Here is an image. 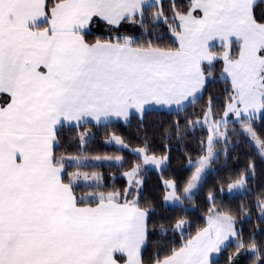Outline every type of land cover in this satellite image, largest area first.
<instances>
[{
    "label": "snow or ice",
    "instance_id": "1",
    "mask_svg": "<svg viewBox=\"0 0 264 264\" xmlns=\"http://www.w3.org/2000/svg\"><path fill=\"white\" fill-rule=\"evenodd\" d=\"M253 8L254 0H188L180 9L171 0L166 16L161 0H0V97H6L0 100V264H145L153 209L140 207L141 173L143 166L165 168L168 157L148 154L147 145L133 149L142 163L123 173L128 187L122 192L77 194L82 181L100 187L98 173L79 170L90 159H115L123 166V158L57 155L59 134L92 120L127 121L133 110L143 113L152 103L183 109L206 88L212 76L205 73L206 64L222 61L230 91L219 119L210 96L203 120L189 121L192 127L207 126L206 151L189 159L195 170L182 191L175 180L163 181L164 203L183 206L192 199L217 155L215 145L228 143L233 118L264 156V139L253 127L264 119V18ZM148 9L156 11L146 16ZM146 20L153 28L167 25L175 47L118 32L127 22L146 35ZM98 23L109 35L90 39ZM86 137L87 130L79 133L81 150ZM106 143L128 147L118 135ZM248 169L254 175V164ZM246 183L241 172L227 191L242 190ZM208 199L214 202L211 192ZM258 204L264 210V200ZM236 223L213 204L205 226L184 239L188 222L177 218L172 230L181 243L163 255V248L157 249L149 264H215L213 256L233 240L237 252L245 248ZM160 230L168 231L163 224ZM248 250L255 264H264L254 240Z\"/></svg>",
    "mask_w": 264,
    "mask_h": 264
},
{
    "label": "trees",
    "instance_id": "2",
    "mask_svg": "<svg viewBox=\"0 0 264 264\" xmlns=\"http://www.w3.org/2000/svg\"><path fill=\"white\" fill-rule=\"evenodd\" d=\"M178 8L183 9L188 0H175ZM161 6L166 16H171V0H161ZM156 9H148L147 16ZM254 15L260 19L264 18V0H256L254 3ZM147 34L140 25L122 23L118 32L138 38V42L153 40L161 47H175L172 37L168 34L167 25L160 23L155 28L150 20L145 21ZM113 35L116 32L112 33ZM109 30L98 23L93 26L90 39L97 36L108 37ZM156 36H163V39L156 40ZM217 45L214 51H220ZM222 61L214 62L209 68L204 65L207 74L212 76L202 90L195 103H188L183 109H146L143 113L132 114L127 121L111 120L110 123L89 122L80 127L66 126L59 134L60 146L56 148L57 155H82V156H122L123 166L120 163H99L88 164L81 167L82 172H97L101 176L100 187H88L81 182L77 188V194L85 192H111L123 191L127 181L123 175L134 163H141L140 157L128 149H122L114 144L106 143L110 135L120 136L129 147H144L147 145L148 153L168 157L167 166L160 171L144 168L141 173L143 185L139 191L138 198L140 207L148 208L151 205L153 211L149 213V228L151 238L147 248L142 255L145 264H149L156 250L163 248L161 255L168 247L179 246L181 235L178 231L172 230V225L177 218L183 217L188 222L183 238L205 226L208 209L214 206L218 210L229 211L236 217L235 227L241 231L245 248L237 252L235 241L228 244L217 258L213 259L215 264H228L229 256H232V264H255V255L248 250V245L254 240L260 248V255L264 256V215L259 216L260 206L258 202L264 200V158L250 142L249 137L241 131L240 124L229 121L228 143H217L218 154L211 161L210 169L207 171L204 182L198 187L191 200H184L183 206L166 205L162 199L164 194L163 179H172L177 182L182 191L188 179L191 177L194 167L189 164L205 152V142L208 130L204 125L192 127L189 121L201 119L207 109L209 97H212L213 112L215 118L219 119L223 113L224 105L230 85L221 76ZM179 122V131L177 130ZM253 127L261 139H264V119H258ZM234 131H231L233 130ZM85 130L91 133L87 137V144L81 150L79 133ZM204 142L202 145L201 142ZM254 164V175L248 169L249 163ZM68 171H76L75 168H68ZM247 176L246 189L243 192L228 195L221 188L226 186L240 173ZM91 184V183H89ZM212 193L214 202L209 201L208 195ZM133 195H137L133 192ZM132 197L129 196V199ZM168 229L162 235L160 225Z\"/></svg>",
    "mask_w": 264,
    "mask_h": 264
},
{
    "label": "rangeland",
    "instance_id": "3",
    "mask_svg": "<svg viewBox=\"0 0 264 264\" xmlns=\"http://www.w3.org/2000/svg\"><path fill=\"white\" fill-rule=\"evenodd\" d=\"M149 107H152V108H155V109H162V108H156V106H154V105H150ZM148 107V108H149ZM147 108V109H148ZM146 110V109H145ZM199 120H203V117L201 118V119H199ZM123 121H126L125 119H123ZM231 121H235L234 120V118L233 119H231ZM206 128H207V126L206 125H204ZM240 128H241V126H240ZM221 131H224V128H221ZM209 134V133H208ZM89 136H91V133H89ZM110 136H112V135H110ZM109 136V137H110ZM108 137V138H109ZM108 138H107V140H108ZM86 139H87V137H86ZM249 140H250V138H249ZM206 142H207V139H206ZM206 142H205V151H206ZM251 142V141H250ZM252 143V142H251ZM114 144V143H113ZM253 144V143H252ZM115 145V144H114ZM117 146V145H116ZM253 146L255 147V145L253 144ZM118 147H120V146H118ZM136 148H141V147H127L126 149H128V150H130V151H132L133 149H136ZM256 148V147H255ZM256 150L258 151V149L256 148ZM215 151H216V153L218 154V151H219V148L218 147H216L215 146ZM133 152V151H132ZM133 153H135V152H133ZM135 154H137V153H135ZM148 154H150V153H148ZM205 154V152L202 154V155H204ZM138 155V154H137ZM151 155V154H150ZM201 155V156H202ZM139 156V155H138ZM156 156H159V155H156ZM165 156V155H164ZM262 156V155H261ZM85 157H89V158H94V157H98V156H85ZM99 157H116V156H99ZM120 157H122V156H120ZM140 157V159H141V163H142V157L141 156H139ZM200 157V156H199ZM199 157H197L196 159H198ZM263 158H264V156H262ZM196 159H193L192 161L194 162ZM99 163H119V162H117L115 159H112V160H107V159H101V160H95V159H90L89 160V162H88V164H99ZM144 168H149V169H154V170H156V171H160L161 169H156L154 166H143ZM210 169V167L206 170V172L208 171ZM195 170V169H194ZM128 171V170H127ZM92 173H97V172H89L88 174L89 175H91ZM125 177V176H124ZM125 180L127 181V185H128V179H127V177H125ZM164 180H169V179H163V181ZM83 182V181H82ZM83 183H86V184H89V183H93L92 181H88V182H83ZM228 186V185H227ZM227 186H226V188L224 189V192L225 193H227L228 195H232V194H236V193H238V192H243L245 189H246V187L244 188V189H242V190H239V191H234V192H231V193H229L228 191H227ZM196 191V190H195ZM195 191H194V193H195ZM262 215H264V210H262V208L260 207V210H259V216H262ZM234 241V240H233Z\"/></svg>",
    "mask_w": 264,
    "mask_h": 264
},
{
    "label": "crops",
    "instance_id": "4",
    "mask_svg": "<svg viewBox=\"0 0 264 264\" xmlns=\"http://www.w3.org/2000/svg\"><path fill=\"white\" fill-rule=\"evenodd\" d=\"M255 1L256 0H254V3H255ZM218 45V44H217ZM3 99H6V97H0V100H3ZM188 104V103H187ZM186 104V105H187ZM150 105H154V106H156V108H162V109H165V110H177V109H179L176 105H171V106H169V105H159V104H155V103H152V104H150ZM150 105H146L145 106V109H147ZM185 105V106H186ZM149 108H152V107H149ZM148 108V109H149ZM132 114H138V112H136L135 110H133L131 113H130V116L132 115ZM124 118H112V120H123ZM90 122H96V121H94V120H92V121H90ZM219 255V253L218 254H215L214 256H213V259H215V258H217V256Z\"/></svg>",
    "mask_w": 264,
    "mask_h": 264
}]
</instances>
